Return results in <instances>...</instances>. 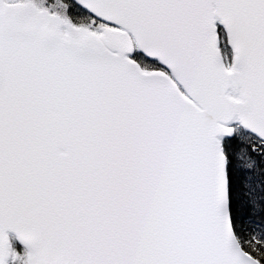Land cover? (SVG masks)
I'll return each instance as SVG.
<instances>
[{
    "label": "snow or ice",
    "instance_id": "snow-or-ice-1",
    "mask_svg": "<svg viewBox=\"0 0 264 264\" xmlns=\"http://www.w3.org/2000/svg\"><path fill=\"white\" fill-rule=\"evenodd\" d=\"M0 264H264V0H0Z\"/></svg>",
    "mask_w": 264,
    "mask_h": 264
}]
</instances>
